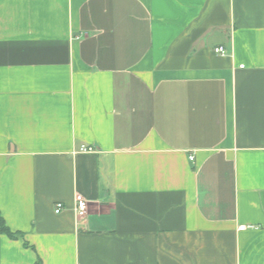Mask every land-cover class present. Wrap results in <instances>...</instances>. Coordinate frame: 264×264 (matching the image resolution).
<instances>
[{"label":"crops","instance_id":"1","mask_svg":"<svg viewBox=\"0 0 264 264\" xmlns=\"http://www.w3.org/2000/svg\"><path fill=\"white\" fill-rule=\"evenodd\" d=\"M0 215V264H264V0H0Z\"/></svg>","mask_w":264,"mask_h":264},{"label":"built area","instance_id":"2","mask_svg":"<svg viewBox=\"0 0 264 264\" xmlns=\"http://www.w3.org/2000/svg\"><path fill=\"white\" fill-rule=\"evenodd\" d=\"M216 53H219L221 55H226L227 51H226L225 48L220 47V48L216 49ZM81 150L86 152V151H93L94 149L84 146V147L81 148ZM190 159H191V161H193L194 157L192 156ZM77 201H78L77 202V208H78L79 216L80 217L86 216V213H87V202L84 199H82V198H78ZM62 210H63V204H58L56 206V213H60Z\"/></svg>","mask_w":264,"mask_h":264},{"label":"trees","instance_id":"3","mask_svg":"<svg viewBox=\"0 0 264 264\" xmlns=\"http://www.w3.org/2000/svg\"><path fill=\"white\" fill-rule=\"evenodd\" d=\"M0 234H5L9 236L10 238L16 239L17 234L13 233L5 224L3 218L0 215ZM37 264H41L40 261L37 262Z\"/></svg>","mask_w":264,"mask_h":264}]
</instances>
